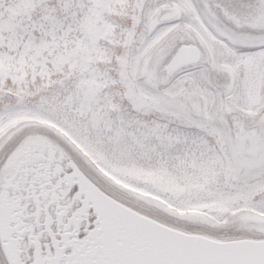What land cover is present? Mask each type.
I'll return each mask as SVG.
<instances>
[{"label":"snow or ice","instance_id":"6c2138e0","mask_svg":"<svg viewBox=\"0 0 264 264\" xmlns=\"http://www.w3.org/2000/svg\"><path fill=\"white\" fill-rule=\"evenodd\" d=\"M0 264H264V0H0Z\"/></svg>","mask_w":264,"mask_h":264}]
</instances>
